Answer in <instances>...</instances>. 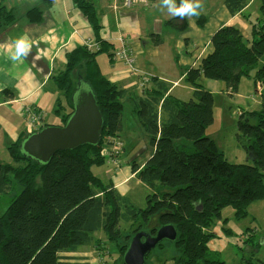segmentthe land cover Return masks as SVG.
Segmentation results:
<instances>
[{"label":"trees","instance_id":"obj_1","mask_svg":"<svg viewBox=\"0 0 264 264\" xmlns=\"http://www.w3.org/2000/svg\"><path fill=\"white\" fill-rule=\"evenodd\" d=\"M74 1L92 27L100 49L90 52L84 45L76 46L65 56V69L54 75L71 108L61 126L73 114V98L82 77L96 96L104 130L98 145L59 152L48 164L29 158L21 150L29 134H22L10 146L11 162H0V198L15 193L17 185L22 190L0 217V264H89L78 254L85 247L106 250L95 235L99 232L120 254L113 264H123L136 234L146 231L155 235L159 227L170 224L177 229V240L153 250L147 264L170 260L177 264H225L209 251L214 223L222 219L227 207L242 220L253 202L264 200V91L260 110L244 112L239 120V145L249 162L232 163L207 136L214 122V97L205 80L225 82L230 94L238 91L243 77L254 78L264 87V0L262 18L254 26L251 41L245 40L235 26H223L212 36L213 51L201 65L182 67L186 82L194 88L190 100L166 96L169 88L161 82L156 89L147 87L138 96L139 120L154 149L145 163H131L133 173L148 190L145 207L136 205L115 184L104 182L93 171L107 161L119 166L122 151L115 159L113 154L121 148L125 101L130 91L112 82L97 64L99 53L113 50V46L100 37L94 4ZM252 1L225 0V5L235 15ZM175 2L179 7L181 0ZM15 17L13 11L0 6V28ZM177 19H183L185 28L184 17ZM162 43L159 38L157 45ZM47 126L51 125L39 131Z\"/></svg>","mask_w":264,"mask_h":264},{"label":"crops","instance_id":"obj_2","mask_svg":"<svg viewBox=\"0 0 264 264\" xmlns=\"http://www.w3.org/2000/svg\"><path fill=\"white\" fill-rule=\"evenodd\" d=\"M89 1L94 4L97 10L101 25L100 37L113 46L112 56L109 55L111 69L104 72L100 64L99 67L112 82L129 90L130 94L137 98L142 93L140 83L144 79H148L149 84L153 83L150 89L155 88L157 82L164 83L169 88L165 95H172L181 100L173 95V92L177 86H180L181 80H185L186 74L182 71L181 75L178 71L180 78L177 80L161 72V59L165 50L169 51V57L175 59L181 69L182 67L198 68L202 60L213 51L211 39L221 27L235 26L240 30L245 40L251 41L255 33L254 26H258L257 22L262 18L261 0H259L261 4H257L258 0H253L243 12H237L235 15L229 12L225 0H200L202 7L197 9L198 14L184 17L185 28L179 25V20L183 21V19L178 20L179 16L170 14L167 8L162 6L161 0H135L130 8L123 6L124 0ZM10 3L12 0H0V6H5L15 13V7L7 6ZM33 3L34 6L29 9V12L33 11L31 13L33 16H30L29 19V26L25 23L23 29L21 28L19 31L8 29L15 23L16 16L12 23L0 28V140L3 141V132L7 128L6 134L12 144L22 134L27 135L37 131L31 128L30 131L24 132L23 130V119L28 121L26 120V107L37 108L43 114V120L39 122L38 128L49 125L44 124L46 117L44 111L48 108V100H53L54 96L52 94L48 97L45 90L61 67L64 66L65 69L66 55L64 53L67 54L76 46L83 45V40H94V31L83 12L76 6L75 1V7L79 12L69 10L68 0H33ZM175 4L178 7L176 2ZM54 16L60 18L61 23L55 22ZM21 32L22 34H20ZM114 32L116 37H113ZM25 34L32 42L31 50L27 56L13 60L12 56L16 50L15 41ZM153 35L155 36L152 38ZM120 36L128 39L127 46L133 52L135 68L138 72H133L117 55L119 42L116 38ZM159 38L163 43L157 45ZM75 43L77 44L75 45ZM218 84L216 80H205V87L210 92H213L212 87L217 89ZM191 90H194L192 86ZM62 94L65 95L64 92ZM128 101L129 98L125 103ZM120 139L122 152L119 156V166L118 168L114 166V175L105 171L109 176H112L109 182L115 184L121 194L131 198L130 194L132 195L135 187L147 188L132 171L133 158L131 160L122 159L125 143L121 135ZM8 143L3 141L4 147ZM132 144V142H128V148H131ZM246 156L248 155L245 152L239 159L244 161ZM134 160L137 162L136 158ZM228 160L230 161V159ZM233 217L236 218L235 211ZM215 229L216 232L222 234L223 231L220 228L216 226ZM98 239H101V248L106 250L100 251L96 250L95 246L90 247V251L95 257L93 260L85 257L89 264H99L98 257L104 255L105 258L106 256L109 258L112 255L111 251L113 250L108 249L109 243L104 233H101ZM208 245H211V242ZM115 254L118 255V252L115 251ZM166 264L177 263L170 260Z\"/></svg>","mask_w":264,"mask_h":264},{"label":"rangeland","instance_id":"obj_3","mask_svg":"<svg viewBox=\"0 0 264 264\" xmlns=\"http://www.w3.org/2000/svg\"><path fill=\"white\" fill-rule=\"evenodd\" d=\"M128 2L134 4L135 0H128ZM258 3H260L259 0L257 1V4ZM33 4V0H12V3L7 6L15 7L17 18L15 23L12 26H9L8 29H17L19 31L25 23L29 26L30 18L28 14L30 11L29 9L34 6ZM133 4L131 6H126L123 2V6L126 8L132 7ZM68 6L69 10L79 12L75 7L74 0H68ZM54 19L55 22L61 23L60 18H55L54 16ZM179 25L183 27L184 22L179 20ZM13 32L15 31L13 30ZM22 32L20 34H22ZM116 36L117 35L114 32L113 37ZM74 42L76 41L74 40ZM84 43L85 40H83L82 44L84 45ZM76 44L77 43H75V45ZM109 52H111V50L102 51L97 56V64H100L104 72L110 70L112 67L109 59ZM64 55H66V53H64ZM161 64V72L168 74V76L178 80L180 78L178 71L182 75V69L178 67L175 59L169 57L168 50H165L163 58L161 59ZM135 66L136 65L134 64V67ZM63 70L64 66L61 67L58 73ZM73 75L72 78H76L77 75ZM218 83L219 87L217 89L212 87L214 97V122L208 127L207 136L216 141L219 149L224 152L227 159H230V161L232 160L231 162L234 163L244 164L249 161H246L248 156L245 157L244 161L239 159L241 155L243 156L245 153V150L239 145L240 116L244 112L260 110L262 95L257 92L258 87L254 78L243 77L239 84L238 91L232 94L229 93L225 82L218 81ZM152 84L153 83L149 84V87H151ZM45 91L48 97L52 94L54 97L53 100H48V108L44 111V114L46 115L44 124L52 126L63 124V116L71 111V108L68 106V99L62 94L54 80L49 82V86ZM192 93L191 86L185 80H181L180 86L176 87L173 95L181 98V100L188 101L192 98ZM128 96L129 101L125 106L123 116L124 127L123 132L121 133L125 143V152L123 153L122 159L131 160L133 158L134 160V158H136L137 162L141 164L146 162V160L153 154L154 149L150 145L146 131L139 120L137 112L139 109V99L133 94H129ZM27 122L23 119L22 124L24 132L28 130L30 131V128L37 130V128L30 127V124ZM7 131L8 129L5 128L3 132V141L9 142L8 145L4 147L3 141L0 140V162L4 163H9L12 160V153L9 149L12 141H9V136L6 134ZM128 142L133 143L131 148H128ZM120 150L122 151V146ZM105 170L109 171L112 175L115 173L114 166L108 161L101 167L93 168L95 175L100 177L104 182L109 183L110 177L112 176H109ZM21 190L22 187L17 185L15 193L5 194L0 198V217L5 214L8 207L20 194ZM147 194V189L143 187H135L130 196L136 205L139 207H145ZM248 211L249 214L246 218L237 220L233 217L234 209L227 207L222 211V219L214 223L223 231L222 234L221 232H216V226L212 227L215 236L213 237L214 241H210L211 245H209V247L211 250L209 249V251L217 255L216 258L225 261V264H255L258 260L264 261V200L253 202ZM225 230L229 232L227 233ZM101 233L102 232L96 233V237H99ZM108 249L110 251L113 250L111 251L112 255L109 258H107V256L105 258L104 255L98 257L97 261L99 264H106L107 260V264H113L116 262L115 259H117L118 255L120 257L119 253L118 255L115 254V251L118 252L115 248V244L109 243ZM90 250V247L82 248L78 255L93 260L95 256ZM199 264H203V262H200Z\"/></svg>","mask_w":264,"mask_h":264},{"label":"water","instance_id":"obj_4","mask_svg":"<svg viewBox=\"0 0 264 264\" xmlns=\"http://www.w3.org/2000/svg\"><path fill=\"white\" fill-rule=\"evenodd\" d=\"M79 89L73 98V114L63 126H47L31 133L21 144V150L36 161L48 164L62 151H73L86 145L96 146L104 130V117L93 91L79 77ZM250 158L248 157V160ZM178 237L174 225H164L152 235L146 231L136 234L123 257V264H147V257L164 242Z\"/></svg>","mask_w":264,"mask_h":264},{"label":"built area","instance_id":"obj_5","mask_svg":"<svg viewBox=\"0 0 264 264\" xmlns=\"http://www.w3.org/2000/svg\"><path fill=\"white\" fill-rule=\"evenodd\" d=\"M124 4L126 6H131L133 3L128 2V0H124ZM116 40L119 42V48L117 50V55L119 56V58H121L122 60L125 61V63L131 68V70L133 72H138V70L134 67L135 64V57L133 55V52L128 48L127 44H128V39L120 36L118 38H116ZM84 46L90 51V52H96L100 49V45L97 42H92V41H86L84 43ZM115 53V54H116ZM149 85V80L148 79H144L141 83H140V88L142 90H144L145 88H147ZM258 87V94H261L264 91V87L261 84L257 85ZM25 113L27 114V120L28 123L30 124V126L32 128H38L39 122H41L43 120V114L41 113L40 110H38L37 108H32V107H26L25 109ZM121 144H119V147ZM116 153L113 154L114 159L118 156L119 154V148L117 147V149H115ZM113 159V160H114Z\"/></svg>","mask_w":264,"mask_h":264},{"label":"clouds","instance_id":"obj_6","mask_svg":"<svg viewBox=\"0 0 264 264\" xmlns=\"http://www.w3.org/2000/svg\"><path fill=\"white\" fill-rule=\"evenodd\" d=\"M163 7H166L168 12L174 16L181 18L190 15H197V9L202 7L200 0H181L180 6L177 7L175 0H161ZM32 42L27 34L19 37L15 41V53L12 56L13 60H19L21 57L27 56L31 50ZM39 131V129L37 130ZM36 132V131H35Z\"/></svg>","mask_w":264,"mask_h":264}]
</instances>
